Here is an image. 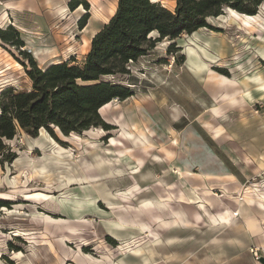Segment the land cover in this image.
<instances>
[{
  "label": "rangeland",
  "instance_id": "rangeland-1",
  "mask_svg": "<svg viewBox=\"0 0 264 264\" xmlns=\"http://www.w3.org/2000/svg\"><path fill=\"white\" fill-rule=\"evenodd\" d=\"M116 4L0 0V29L12 26L22 41L0 38V91L30 87L24 51L39 66L80 64ZM227 9L173 39L178 50H167L165 38L130 61L129 75L103 76L133 91L99 110L108 128L90 126L78 138L56 126L53 134L18 129L4 139L15 155L0 154V264H264V232L246 227L250 215L264 229V0L251 17ZM189 46L207 64L200 75L188 64ZM135 182L140 191L130 199L116 197ZM157 198L169 201L163 212ZM199 202L214 217L229 211L230 222L213 225ZM124 206H141L142 216ZM159 215L177 220L164 226ZM119 217L142 219L148 231L119 240L108 229ZM153 233L164 248L150 244Z\"/></svg>",
  "mask_w": 264,
  "mask_h": 264
},
{
  "label": "trees",
  "instance_id": "trees-1",
  "mask_svg": "<svg viewBox=\"0 0 264 264\" xmlns=\"http://www.w3.org/2000/svg\"><path fill=\"white\" fill-rule=\"evenodd\" d=\"M263 0H175L169 9L154 0H117L113 14L92 35L90 46L80 64L67 60L39 66L27 51L21 63L31 80L28 89L12 85L0 91V154L11 161L5 138H12L18 129L36 135L40 128L56 126L63 134L80 132L90 126L109 125L99 108L111 99H124L133 94L128 84L103 76L129 75L130 61L147 55L158 41L172 40L167 50H178L173 40L182 33H191L209 26L208 16L230 7L245 14H255ZM77 1H71L75 6ZM87 5V2H85ZM81 19V18H80ZM83 19L79 22L83 24ZM0 38L18 46V31L8 25L0 29ZM8 151V152H7Z\"/></svg>",
  "mask_w": 264,
  "mask_h": 264
},
{
  "label": "bare ground",
  "instance_id": "bare-ground-1",
  "mask_svg": "<svg viewBox=\"0 0 264 264\" xmlns=\"http://www.w3.org/2000/svg\"><path fill=\"white\" fill-rule=\"evenodd\" d=\"M79 8L80 9H82V6H79ZM226 8H228L227 10L229 11V12H231V13H236V14H241V15H244V16H246V17H251L252 15H254V14H252V15H249V14H245V13H241V12H239V11H236L235 9H232V8H230V7H226ZM114 12V11H113ZM253 26V25H252ZM249 27H251V26H249ZM254 29V28H253ZM89 41H90V39H89ZM201 47H202V49H204L203 50V53H206L205 52V50H206V47L205 46H203V45H201ZM193 48V47H192ZM42 49V48H41ZM40 49V50H41ZM39 50V51H40ZM39 51H38V53H39ZM187 51H188V60H189V62H188V64H189V66H190V69L193 71V72H195V73H197V74H202L203 72L202 71H204L206 68H207V64H206V62H205V60H203L202 59V57L203 56H200L199 55V53L198 52H195L196 50H194V52H191V46H189V47H187ZM210 54V53H209ZM207 55V54H206ZM212 56V54H210V57ZM214 56V55H213ZM209 57V56H208ZM216 61V60H215ZM254 64V63H253ZM111 101H108V102H106L105 104H103L100 108H99V110L100 109H102L103 107H105V106H108L109 105V103H110ZM94 127L96 128V130H94ZM91 129V127H89V128H87V129H84V130H89V131H93V132H99L100 130H101V127L99 126V127H96V126H92V129L93 130H90ZM128 131V130H127ZM71 134H73L76 138H78V134L76 133V132H74V131H72V132H70ZM124 135V134H123ZM131 135V134H130ZM129 136V135H128ZM113 140L114 139H112V142H113ZM141 140H142V138H141ZM115 141V140H114ZM111 142V143H112ZM142 143V142H141ZM143 145V144H142ZM144 147H145V145H144ZM58 151H60L59 149H58ZM106 153H109V152H106ZM131 155V154H130ZM108 159H110V157L109 158H104V159H102V160H104V162L105 163H107V161H108V163H111V161L110 160H108ZM126 160V159H125ZM123 161V160H122ZM114 163V162H113ZM117 163H119V159H118V162ZM107 167V166H106ZM105 167V168H106ZM109 167V166H108ZM116 170L119 172V171H122V169H120V168H118V167H116ZM114 171V170H113ZM131 171H134L133 169L131 170ZM130 171V172H131ZM110 174H112V172L110 171ZM84 177V176H83ZM103 177V176H102ZM67 179L68 180H73L72 179V177H67ZM141 189V188H140ZM138 190H139V185L135 182L134 184H132L131 185V188H129V191H123V192H119V194H117L116 195V197L118 196V197H120V198H123V200H125L126 201V199H130L132 196H133V194H135L136 192H138ZM140 191V190H139ZM233 193V192H232ZM113 194V193H112ZM99 195V194H98ZM114 195V194H113ZM225 195V194H224ZM112 196V195H111ZM232 197V196H231ZM164 198V197H163ZM261 200H263V196H261ZM148 199V198H147ZM152 199V198H151ZM150 198L148 199V201L149 202H151V203H153V200H151ZM203 200V199H202ZM97 201V200H96ZM100 201V200H99ZM129 201V200H128ZM115 201H113V200H110L109 199V207H113V206H115L116 204V202L114 203ZM155 203H157V205H159L160 206V208L162 209V211L161 212H163L164 211V208H165V206H167V203L169 202L168 200H164V199H162V198H157L155 201H154ZM171 203V202H170ZM262 203V202H261ZM114 204V205H113ZM169 204V203H168ZM241 204V203H240ZM172 205V204H171ZM208 205V204H207ZM116 207V206H115ZM207 206H205L203 203H200L199 202V204H198V208L199 209H201L202 211H204L205 212V214H206V216H207V218H208V221L210 222V223H212L213 225H220V224H228L229 222H230V212L229 211H227V212H224V213H221V214H219L217 217H214V216H212L210 213H209V211L207 210V208H206ZM114 208V207H113ZM122 208V207H121ZM124 211H129V215H132V216H142V209H141V206H138V208H135V209H132V208H128L127 206H124V208H122ZM172 209V208H171ZM240 212V211H239ZM199 213V212H198ZM158 221L161 223V224H163L164 226L166 225H168V224H170V223H172V222H175L177 219H176V217H171L170 216V218H166V217H164V216H162V215H159L158 217ZM140 219V218H139ZM179 219V218H178ZM181 220V219H180ZM260 222V221H259ZM258 222V220H257V218L256 217H254V216H248V217H246V227H247V229L250 231V232H258V231H262V233L264 232V229L263 230H261L262 229V226L260 225V223ZM188 223V222H187ZM145 227H147L146 226V224L144 223V221L142 220V219H140V220H137L136 222H133V221H127L126 219H124V218H122V217H119V218H117V219H114V220H110V222H108V229L110 230V232L113 234V235H116V236H121L122 235V237H119V240H121V239H130V238H132L133 237V235H129V237H126L124 234H127V233H129L131 230L133 231V230H139V229H142L144 232H147L148 231V229H145ZM144 228V229H143ZM130 230V231H129ZM123 236H125V237H123ZM153 240H150L151 242H150V244L151 245H153V247L154 248H156V247H158V246H160L161 248H164V246L162 245V240H161V237H160V235L159 234H157V233H153ZM152 247V246H151ZM140 248H136V249H134L133 250V253H134V255H136V256H141V253L138 251ZM153 249V248H152ZM151 251L152 250H150L149 251V253L147 254V255H145V256H142L141 257V260L140 261H142V262H145V261H148L149 260V258H150V256H151ZM152 257V256H151Z\"/></svg>",
  "mask_w": 264,
  "mask_h": 264
},
{
  "label": "water",
  "instance_id": "water-1",
  "mask_svg": "<svg viewBox=\"0 0 264 264\" xmlns=\"http://www.w3.org/2000/svg\"><path fill=\"white\" fill-rule=\"evenodd\" d=\"M262 261L264 262V257H261Z\"/></svg>",
  "mask_w": 264,
  "mask_h": 264
},
{
  "label": "crops",
  "instance_id": "crops-1",
  "mask_svg": "<svg viewBox=\"0 0 264 264\" xmlns=\"http://www.w3.org/2000/svg\"><path fill=\"white\" fill-rule=\"evenodd\" d=\"M226 225V224H225Z\"/></svg>",
  "mask_w": 264,
  "mask_h": 264
}]
</instances>
